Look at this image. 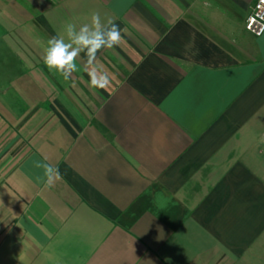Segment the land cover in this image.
Returning <instances> with one entry per match:
<instances>
[{
  "label": "crops",
  "instance_id": "1",
  "mask_svg": "<svg viewBox=\"0 0 264 264\" xmlns=\"http://www.w3.org/2000/svg\"><path fill=\"white\" fill-rule=\"evenodd\" d=\"M253 2L0 0V264H262ZM94 11L122 37L97 54L105 88L42 59Z\"/></svg>",
  "mask_w": 264,
  "mask_h": 264
},
{
  "label": "clouds",
  "instance_id": "2",
  "mask_svg": "<svg viewBox=\"0 0 264 264\" xmlns=\"http://www.w3.org/2000/svg\"><path fill=\"white\" fill-rule=\"evenodd\" d=\"M121 30L111 19H102L98 11L91 13L90 23L77 26L68 22L64 26L63 34L48 39L42 57L44 65L49 71H54L65 82L72 78L83 68L89 76V84L92 88H105L110 80L106 74L96 68L97 54L103 49H113L121 41ZM86 59L78 65L81 53ZM34 166L40 169L42 175L37 177L47 187H52L54 180L60 178L58 167L51 163L37 160Z\"/></svg>",
  "mask_w": 264,
  "mask_h": 264
},
{
  "label": "built area",
  "instance_id": "3",
  "mask_svg": "<svg viewBox=\"0 0 264 264\" xmlns=\"http://www.w3.org/2000/svg\"><path fill=\"white\" fill-rule=\"evenodd\" d=\"M244 28L255 37L264 34V0H254L252 9L245 19Z\"/></svg>",
  "mask_w": 264,
  "mask_h": 264
},
{
  "label": "rangeland",
  "instance_id": "4",
  "mask_svg": "<svg viewBox=\"0 0 264 264\" xmlns=\"http://www.w3.org/2000/svg\"><path fill=\"white\" fill-rule=\"evenodd\" d=\"M262 264H264V243H263V252H262Z\"/></svg>",
  "mask_w": 264,
  "mask_h": 264
}]
</instances>
